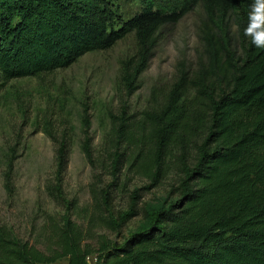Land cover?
I'll return each mask as SVG.
<instances>
[{
  "label": "trees",
  "instance_id": "1",
  "mask_svg": "<svg viewBox=\"0 0 264 264\" xmlns=\"http://www.w3.org/2000/svg\"><path fill=\"white\" fill-rule=\"evenodd\" d=\"M118 1L0 0V93L14 81L67 69L134 34L136 65L123 66L131 95L161 31L200 9L204 63L189 82L181 70L162 107L144 112L139 126L123 113L111 140L114 172L123 165L121 149L141 155L138 171L155 186L175 162L177 200L119 244L97 239L94 245L63 216L42 233L41 250L0 223V264H89L91 258L92 264H264V48L244 32L254 0H139L140 10L128 19ZM49 139L56 149L50 190L61 198L73 138ZM92 143L84 138L90 161ZM129 162L123 170L132 167ZM137 198L104 228L119 235L139 217Z\"/></svg>",
  "mask_w": 264,
  "mask_h": 264
},
{
  "label": "rangeland",
  "instance_id": "2",
  "mask_svg": "<svg viewBox=\"0 0 264 264\" xmlns=\"http://www.w3.org/2000/svg\"><path fill=\"white\" fill-rule=\"evenodd\" d=\"M125 19L140 10L139 0H119ZM200 9L158 35L153 59L146 71L133 81L135 93L128 95L123 66L137 62L134 34L107 51L85 55L73 66L50 74L14 81L0 93V223L20 238L44 250L42 233L54 229L69 216L95 240L122 243L148 226L157 213L177 200L179 182L175 162L157 185L138 171L141 155L132 148L121 149L123 165L113 171L110 152L121 115L137 126L146 111L159 110L176 84L180 71L189 82L204 51L199 39ZM186 99L192 98L190 89ZM73 138L70 162L61 198L51 186L56 171L55 146L49 138ZM84 138H91L90 161ZM132 167L123 170L129 161ZM137 166V168H136ZM136 168V169H135ZM137 194L134 218L119 235L104 228L106 220L127 214ZM94 259L89 260L92 264ZM62 259L57 264H67Z\"/></svg>",
  "mask_w": 264,
  "mask_h": 264
},
{
  "label": "clouds",
  "instance_id": "3",
  "mask_svg": "<svg viewBox=\"0 0 264 264\" xmlns=\"http://www.w3.org/2000/svg\"><path fill=\"white\" fill-rule=\"evenodd\" d=\"M244 32L257 48H264V0H254Z\"/></svg>",
  "mask_w": 264,
  "mask_h": 264
},
{
  "label": "crops",
  "instance_id": "4",
  "mask_svg": "<svg viewBox=\"0 0 264 264\" xmlns=\"http://www.w3.org/2000/svg\"><path fill=\"white\" fill-rule=\"evenodd\" d=\"M58 262H59V261H58ZM58 262H57V263H58ZM57 263H55V264H57ZM67 264H68V263H67Z\"/></svg>",
  "mask_w": 264,
  "mask_h": 264
}]
</instances>
